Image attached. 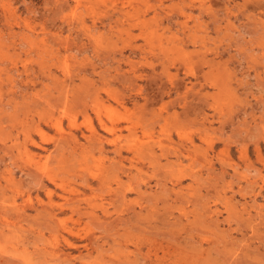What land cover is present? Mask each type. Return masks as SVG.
Returning <instances> with one entry per match:
<instances>
[{"label": "rangeland", "instance_id": "rangeland-1", "mask_svg": "<svg viewBox=\"0 0 264 264\" xmlns=\"http://www.w3.org/2000/svg\"><path fill=\"white\" fill-rule=\"evenodd\" d=\"M0 264H264V0H0Z\"/></svg>", "mask_w": 264, "mask_h": 264}, {"label": "bare ground", "instance_id": "bare-ground-1", "mask_svg": "<svg viewBox=\"0 0 264 264\" xmlns=\"http://www.w3.org/2000/svg\"><path fill=\"white\" fill-rule=\"evenodd\" d=\"M112 132H114V130Z\"/></svg>", "mask_w": 264, "mask_h": 264}]
</instances>
